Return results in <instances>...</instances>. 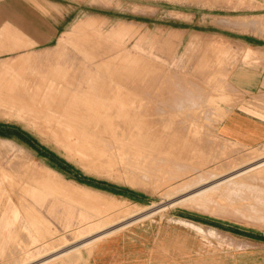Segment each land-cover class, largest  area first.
<instances>
[{
	"label": "rangeland",
	"instance_id": "rangeland-1",
	"mask_svg": "<svg viewBox=\"0 0 264 264\" xmlns=\"http://www.w3.org/2000/svg\"><path fill=\"white\" fill-rule=\"evenodd\" d=\"M97 3L48 47L0 55V264L264 229V143L216 132L242 100L230 73L251 58L236 42L264 46L235 29L260 22L264 39V0Z\"/></svg>",
	"mask_w": 264,
	"mask_h": 264
},
{
	"label": "crops",
	"instance_id": "crops-1",
	"mask_svg": "<svg viewBox=\"0 0 264 264\" xmlns=\"http://www.w3.org/2000/svg\"><path fill=\"white\" fill-rule=\"evenodd\" d=\"M97 2L0 0V55L20 54L38 47H48L65 34L68 24L81 19L82 6L97 8ZM255 23L246 31L240 28L235 31L252 39L264 40L260 34L263 25ZM236 45L244 47L245 53H250L251 58L246 63H240L230 73V83L243 101L239 107L228 108L226 115L217 124L216 132L224 140L256 148L264 143V46L250 49L243 41L236 42ZM249 229L254 232L245 238L221 231L214 235L106 240L94 247L95 252L88 264H264V229ZM214 241L230 242L235 249L230 253L223 252L224 255L219 251L220 255L209 251L199 253L204 252V247H209L207 243ZM198 242L206 244L196 248Z\"/></svg>",
	"mask_w": 264,
	"mask_h": 264
},
{
	"label": "bare ground",
	"instance_id": "bare-ground-1",
	"mask_svg": "<svg viewBox=\"0 0 264 264\" xmlns=\"http://www.w3.org/2000/svg\"><path fill=\"white\" fill-rule=\"evenodd\" d=\"M200 182V181H199ZM178 189H181V188H178ZM216 189V188H215ZM196 190V189H195ZM206 190H208V189H206ZM214 192V191H213ZM199 195V194H198ZM200 207V206H199ZM202 211V210H201ZM184 223V222H183ZM216 233V232H215Z\"/></svg>",
	"mask_w": 264,
	"mask_h": 264
}]
</instances>
